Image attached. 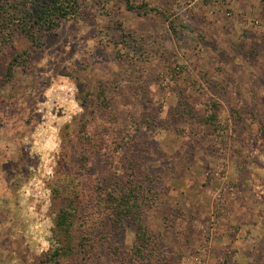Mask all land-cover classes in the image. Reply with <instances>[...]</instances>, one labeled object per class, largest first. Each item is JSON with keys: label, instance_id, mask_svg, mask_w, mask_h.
<instances>
[{"label": "rangeland", "instance_id": "obj_1", "mask_svg": "<svg viewBox=\"0 0 264 264\" xmlns=\"http://www.w3.org/2000/svg\"><path fill=\"white\" fill-rule=\"evenodd\" d=\"M64 1L0 0V264H264V0Z\"/></svg>", "mask_w": 264, "mask_h": 264}, {"label": "trees", "instance_id": "obj_2", "mask_svg": "<svg viewBox=\"0 0 264 264\" xmlns=\"http://www.w3.org/2000/svg\"><path fill=\"white\" fill-rule=\"evenodd\" d=\"M42 1H47V2H51V6H52V12H56L58 13V17L59 18H62V17H65L67 15H69L70 13L68 12L67 10V3L68 2H65L64 0H42ZM125 2V5L127 7L128 10H139V11H146V5L144 4H141V5H135L133 4L132 0H123ZM37 2H40V0H37ZM38 5H41L40 3H38ZM71 7V6H70ZM55 13V14H56ZM54 14V15H55ZM41 18V17H40ZM44 20L43 22L46 23V20L45 18L46 17H42ZM53 22H50L49 21V24L48 25H52ZM144 200V199H143ZM126 203H129V200H125ZM137 201L135 200V203ZM143 202V201H142ZM124 208V206H123ZM122 210V209H121ZM120 210V211H121ZM75 211L76 209H72L70 207H64L62 209L59 210V213L57 215V227L61 233V236L66 239L64 241H61L60 239H56V248H55V251L53 253V256H55V261H54V264H59L58 262V257L62 254L65 253V250H68L70 251L71 250V243L68 241V237H69V231H70V228H71V225H72V219L74 217V214H75ZM131 217L132 220H134L135 222H137V227H136V239L138 240L140 238L139 234L141 232H143L144 230V227L140 224V220L139 218L135 217L133 214H132V211L131 209H125L121 212V217L120 219H122L123 217ZM141 239V238H140ZM61 242V243H59ZM57 244L59 246H57ZM141 246H145L147 245L146 243L144 244V242L140 243Z\"/></svg>", "mask_w": 264, "mask_h": 264}]
</instances>
